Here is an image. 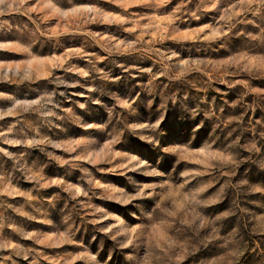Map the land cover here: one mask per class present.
<instances>
[{
    "label": "rangeland",
    "instance_id": "1",
    "mask_svg": "<svg viewBox=\"0 0 264 264\" xmlns=\"http://www.w3.org/2000/svg\"><path fill=\"white\" fill-rule=\"evenodd\" d=\"M0 264H264V0H0Z\"/></svg>",
    "mask_w": 264,
    "mask_h": 264
}]
</instances>
